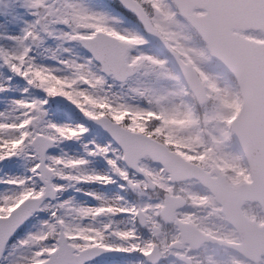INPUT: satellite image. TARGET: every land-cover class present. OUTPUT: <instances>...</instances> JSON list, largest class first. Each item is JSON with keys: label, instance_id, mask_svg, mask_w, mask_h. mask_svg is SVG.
I'll list each match as a JSON object with an SVG mask.
<instances>
[{"label": "snow or ice", "instance_id": "snow-or-ice-1", "mask_svg": "<svg viewBox=\"0 0 264 264\" xmlns=\"http://www.w3.org/2000/svg\"><path fill=\"white\" fill-rule=\"evenodd\" d=\"M121 2L143 25L144 5ZM57 3L15 0L13 7L0 11V28L5 29L0 39L14 45L0 46V95L4 98L0 104V165L6 170L22 166L30 173L0 177V264H157L165 257L158 252L154 256L153 246L145 245L148 233L142 220L133 218L136 207L126 206V189L133 177L145 179L133 157L161 156L155 161L157 167L172 176L191 171L193 165L130 130L127 119L116 118L117 105L106 94L135 75V60L150 38L127 37L138 45L131 48L123 43L125 33L108 24L106 13L89 11L69 0L59 8ZM150 7L156 11L159 5L153 2ZM180 7L191 9L193 15L186 17L181 12L176 18L190 21L197 42L211 50V58L245 103L249 102L250 74L254 79L252 103L259 138L252 153L255 176L249 178L253 183L264 181V0H189ZM117 35L119 39L111 38ZM49 38L77 43L81 55L74 60L53 55L55 65L43 62L38 50ZM17 92L20 95H12ZM81 96L100 108L110 106L113 114L106 117L103 112L86 110L78 102ZM233 131L239 142L244 129ZM64 142H78L84 154L69 155L62 148L58 155L48 153ZM97 156L113 170L109 175L85 171L92 163L89 158ZM202 178L214 203L230 211L239 194L230 191L220 177ZM98 180L106 181L103 185L119 182L122 192L112 198L86 193L99 202L94 206L60 198L67 188ZM9 209L14 210L9 214ZM35 217L41 218L40 224L31 230ZM239 238L244 264H264V222L255 231L241 230ZM24 249L30 255H24Z\"/></svg>", "mask_w": 264, "mask_h": 264}, {"label": "rangeland", "instance_id": "rangeland-1", "mask_svg": "<svg viewBox=\"0 0 264 264\" xmlns=\"http://www.w3.org/2000/svg\"><path fill=\"white\" fill-rule=\"evenodd\" d=\"M137 1L148 9L147 12L150 14L147 13L148 18L161 37L177 52L184 62L194 66L204 84L206 105L201 114V123L197 122L192 114L190 99L186 93L187 90L183 87L181 76L173 67L172 62L160 53L154 43L150 42L144 47L143 54L135 60V63L139 65L135 75L127 83L117 85V87L108 90L106 93L109 100L117 105L116 118L119 121L127 119L132 126L145 127L150 117L153 116L163 123L164 129H162V132L167 135L166 139L159 140H162L165 145H168L170 140L182 143L173 149L182 157L199 164L207 170L218 167L232 185L237 184L236 178L238 175L248 181L249 172L244 156L234 139L231 140L232 136L229 135L231 133L229 130L230 121L240 105V96L236 86L229 81L224 72L217 69L214 63L213 65L212 62H209L206 47H202L197 42L186 21L176 18L178 14L173 8L171 0ZM69 2L82 5L89 11L106 13L108 24L116 28L118 32L125 33L126 38L124 41L131 44V48H137L138 45L127 37L145 36L134 25L126 23L115 13L106 10L99 0H69ZM153 2L159 5L156 11H153L150 7ZM63 3L64 0H58L56 7H61ZM14 4L15 0H0V11H7ZM4 32L5 29L0 28V33ZM115 37L119 39L118 35ZM0 46L12 47L14 45L0 39ZM64 48H70L71 51L65 52ZM38 51L41 53L43 62L53 65L56 64L51 59L53 55L57 58L67 57L73 60L81 55V49L77 43L63 42L54 38H49L44 47ZM65 71L68 70L65 69ZM59 87L63 88V86ZM97 91L100 95L105 94L103 90ZM12 95L18 96L20 93H13ZM78 102L88 111L94 112L93 109L95 108L98 114L100 112H103L105 116L113 114V109L110 106L100 108L83 96L79 97ZM3 103L4 98L0 95V104ZM197 124L201 125L199 129H196ZM150 136L157 139L156 136ZM61 148L69 155L84 154L83 148L78 142H64L59 148L48 150V153L58 155ZM89 159L92 160V163L85 171L94 172L101 176H107L113 171L105 165L99 156ZM139 166L154 182L155 189L144 191L146 188L144 180H137L133 177V184L126 189V206H135L136 210L140 209L144 214L143 226L148 233L144 243L145 245L157 244L160 254L165 257L158 264H179L176 261L166 259L171 251L169 245L179 239L178 231L174 226L170 227L166 224H163V226L160 223L158 219L159 208L156 207L157 201L154 203L151 199L160 198L159 204L161 205L164 192L180 194L185 197L186 205L177 211L180 219L192 223L205 234L227 241H238L237 233L224 220L219 205L214 203L212 195L207 189L195 180L170 183L168 175H165L156 163L149 161L147 158L140 159ZM6 174L30 175L22 166L14 170H6L3 165H0V177ZM104 183L106 181L98 180L96 183L76 184L60 194V198H72L78 204L94 206L99 202L86 195V193L95 192L112 198L122 192L119 182L111 185H103ZM77 188L81 191H76ZM0 190H3L2 186H0ZM243 211L247 217L258 223L264 222V215L256 203H245ZM133 218L136 219V215ZM40 219V217L33 219L31 230H36L39 227ZM127 219L129 218L125 217V220ZM121 226L123 227V225ZM23 252L24 255H30L29 249H24ZM175 252L177 251L172 250V253ZM178 253L187 256L192 264H244L239 253L222 247H215L208 243L201 244L196 250H191L187 244H184ZM137 264H140V262L138 261Z\"/></svg>", "mask_w": 264, "mask_h": 264}, {"label": "water", "instance_id": "water-1", "mask_svg": "<svg viewBox=\"0 0 264 264\" xmlns=\"http://www.w3.org/2000/svg\"><path fill=\"white\" fill-rule=\"evenodd\" d=\"M119 3H121L123 6L124 4L121 2V0H117ZM175 7L177 8L179 14L183 12L185 16H190L193 15L191 9L189 8H184L181 9L180 5L181 3L187 4L189 0H172ZM128 3H132L133 6L137 3L135 0H127ZM125 7V6H124ZM127 10L132 12L130 9L125 7ZM134 15L135 13L132 12ZM142 19H143V27L147 34L153 38L160 47H162L164 50L169 52L174 60V64L177 67L179 73L184 77L185 81L187 82V85L190 89V91L193 93L196 101L199 104H202L206 101V92L204 85L198 76L197 72L195 71L194 67L189 64L184 62L178 55L177 53L171 49L164 39L159 35V33L153 28L152 24L150 23L145 11L141 13ZM190 24V21H188ZM112 39H118L116 37H111ZM123 43L127 44L129 47L130 44L123 41ZM209 53L212 57V52L209 50ZM233 51L236 52L238 49L233 48ZM136 64V63H135ZM137 69H138V64H136ZM195 80L196 83L195 85L192 84V81ZM255 97V83L252 75L250 74L249 76V85H248V98L249 102L245 103L241 98L240 101V106L235 114V116L232 118L230 122V128L233 134V137L236 141V144L238 145L239 149L241 150L247 167L249 171V175L251 174L252 176H255V171L252 167V153L253 151L257 148L258 145V138H259V132H258V123H257V118H256V112H255V107L254 104L252 103L254 101ZM107 117V116H106ZM82 119V118H81ZM243 128L244 129V135L239 139V142L236 140V134L233 131L234 128ZM135 134L140 135L144 134L141 132H136L134 131ZM146 135V134H144ZM149 139H152L156 144L163 145L165 148H168L164 143L152 138L149 135H146ZM169 149V148H168ZM170 150V149H169ZM170 152L173 155L178 156L181 160H183L186 163L192 164L193 169L191 171H184L181 172L177 176H169V181L171 182H181L184 180H189V179H194L196 180L200 185L208 189L207 181L204 180L202 177L205 175H210L215 179L216 177H220L224 180L227 181L228 187L230 191L238 193L239 196L235 200L234 206L230 211H224L222 210V207L220 205V212L224 216L225 220L230 223L235 231L237 232L238 235V241L237 242H231V241H226L220 238H216L210 235H207L200 231L197 227H195L192 223L183 221L179 219L176 216V211L180 208H182L185 205V199L180 196V195H171L169 193H164L163 195V205L161 206L159 210V216L162 219L164 223H172L177 227L178 230V235H179V240L174 241L169 245V249L173 250H180L184 244H187L190 249L196 250L200 247L201 244L203 243H210L214 246H223L226 247L230 250H233L235 252L240 253V250L242 248L241 241L239 238V234L241 230H248V231H255L256 225L258 223L247 217L243 210L242 206L245 203H256L259 205L262 213H264V181H257L256 183H253L252 180L250 181H245L241 182L237 185H232L231 183L228 182L226 177L220 172V170L217 167H212L209 170L204 169L202 166L191 162L189 160L184 159L182 156L177 154L176 152L170 150ZM148 156L149 159L153 162H155L157 159H162L161 156H154L151 153H147L145 155H141L139 157H133L134 160V166L137 169L138 172H142L145 176V181L147 185L148 190H154L155 185L153 181L150 179V177L138 166V162L141 158H144ZM187 177V179H185ZM175 182V183H176ZM209 191V190H208ZM210 192V191H209ZM211 193V192H210ZM212 194V193H211ZM167 204V207H166ZM19 205H16L18 207ZM14 209H11L9 211V214L11 211ZM137 219L142 220L144 219V214L142 213L141 210L137 211ZM153 246V255L155 256L156 253L158 252L159 255L161 256L158 246L156 244L152 245ZM167 259L169 260H175V261H182L185 262L186 264H191V261L189 258L185 255L179 254V253H172V251L169 252ZM161 262V260L157 261V264Z\"/></svg>", "mask_w": 264, "mask_h": 264}, {"label": "trees", "instance_id": "trees-1", "mask_svg": "<svg viewBox=\"0 0 264 264\" xmlns=\"http://www.w3.org/2000/svg\"><path fill=\"white\" fill-rule=\"evenodd\" d=\"M112 3V7L117 11V12H120V15L122 16H125L127 18V20L132 23V24H138L136 18L129 12L125 11L120 5L119 3H117L116 1H113L111 2ZM147 11V9H146ZM149 14V13H148ZM150 15V14H149ZM191 31L192 29L189 28ZM193 32V31H192ZM166 54V53H165ZM166 56L170 57L168 54H166ZM207 58L209 59V62H212V64L214 63L217 67L218 70L223 71V69L221 67H219L217 65V62L212 59L208 54H207ZM213 64V65H214ZM225 73V72H224ZM185 86V85H184ZM185 89L187 90V95L190 99V106H191V111H192V114L194 116V118L196 119L197 122H200L202 121L201 119V114L204 110V107L206 105V103L204 105H201V106H198L196 104V102L194 101L193 99V96L192 94L190 93V91L188 90L187 86H185ZM237 90V89H236ZM210 101V100H209ZM213 102H217V101H213ZM94 112H98L97 109H93ZM105 112V111H104ZM106 113V112H105ZM98 114V113H97ZM122 121V120H121ZM157 121L160 123H157ZM201 123V122H200ZM129 127H132L133 129H137V130H141L143 131L144 129H150L149 132H147V134H150V135H153V136H156L157 139H166L167 138V135L164 134L162 132V129H164L163 127V123L161 121H159L157 118H154L153 116L150 117V120L149 122L145 125V127H139L138 125H130L129 124ZM144 132V131H143ZM145 133V132H144ZM182 142V141H181ZM178 144H182V143H177V142H174V141H169V144H168V147H170L171 149H174L177 148ZM244 181V177H242L241 175H238L237 178H236V183H239V182H242ZM147 193V192H146ZM151 197V196H150ZM153 197V196H152ZM152 201H154V203L157 201V200H160V198H151ZM157 203V202H156ZM156 207L159 208L160 205H157L156 204ZM161 223V222H160ZM163 225V224H162ZM164 226V225H163Z\"/></svg>", "mask_w": 264, "mask_h": 264}]
</instances>
